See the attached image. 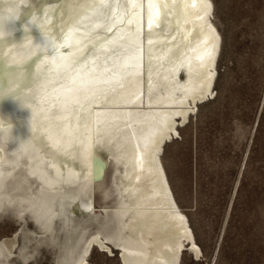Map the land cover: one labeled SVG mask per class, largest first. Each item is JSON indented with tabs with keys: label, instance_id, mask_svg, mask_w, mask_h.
I'll return each mask as SVG.
<instances>
[{
	"label": "bare ground",
	"instance_id": "1",
	"mask_svg": "<svg viewBox=\"0 0 264 264\" xmlns=\"http://www.w3.org/2000/svg\"><path fill=\"white\" fill-rule=\"evenodd\" d=\"M15 3L24 16L0 45V87L22 90L31 111L9 99L0 114L14 137L31 139L17 152L15 141L0 147V207L28 213L43 232L74 208L87 211L100 226L67 264H91L95 248L117 252L121 264H179L188 246L199 256L164 154L215 95L222 34L214 1ZM27 20L34 26L23 32ZM42 39L43 53L35 47ZM109 163L116 173L104 187ZM98 189L103 212L92 214ZM15 245L0 241L1 264H12Z\"/></svg>",
	"mask_w": 264,
	"mask_h": 264
},
{
	"label": "rangeland",
	"instance_id": "2",
	"mask_svg": "<svg viewBox=\"0 0 264 264\" xmlns=\"http://www.w3.org/2000/svg\"><path fill=\"white\" fill-rule=\"evenodd\" d=\"M213 1L222 34L215 95L199 104L164 154L201 247L199 256L184 248L179 264H264V0ZM112 168L104 187L113 185ZM93 200L92 214H101L102 189ZM22 216L10 203L0 207V241L16 242L12 264H67L78 241L100 226L82 208L66 221L56 218L47 232ZM117 254L95 248L90 262L121 264Z\"/></svg>",
	"mask_w": 264,
	"mask_h": 264
},
{
	"label": "clouds",
	"instance_id": "3",
	"mask_svg": "<svg viewBox=\"0 0 264 264\" xmlns=\"http://www.w3.org/2000/svg\"><path fill=\"white\" fill-rule=\"evenodd\" d=\"M24 16L23 9L17 7L15 0H0V45L9 43L11 37H13L16 29L15 23ZM34 26L30 20H27L21 25L23 32L30 30ZM10 44V43H9ZM35 47L41 52L48 50L47 41L42 39V43H35ZM11 100L15 102L18 107L23 109H30L29 101L25 98L22 90H16L12 88L0 87V104L5 100ZM24 123V121H21ZM26 124L32 135V112L30 118L27 119ZM15 125L11 122L10 117H5L0 114V147H8L10 141H15L18 143V148L13 152L22 150L30 141L28 139H21L20 137H14L12 135Z\"/></svg>",
	"mask_w": 264,
	"mask_h": 264
}]
</instances>
